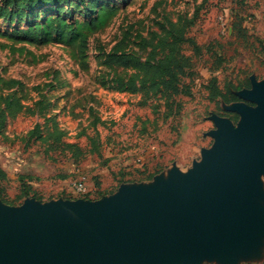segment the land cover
I'll use <instances>...</instances> for the list:
<instances>
[{"label":"rangeland","instance_id":"374dc122","mask_svg":"<svg viewBox=\"0 0 264 264\" xmlns=\"http://www.w3.org/2000/svg\"><path fill=\"white\" fill-rule=\"evenodd\" d=\"M204 1L100 0L93 10L85 11L86 4L75 0L68 17L78 33L75 40L45 45L18 39L15 29L26 24L0 18V95H15L25 106L44 101L48 116L66 133L65 140L89 150L88 138H97L91 127L95 117L107 124L97 127L99 151L75 159L56 151L48 140L30 139L45 118L9 119L0 130V167L8 177L0 186V204L20 207L28 199L43 203L71 199L72 182L81 174L89 179L88 199L97 201L124 183L152 184L155 176L174 166L187 173L201 161L202 149L214 144L209 135L216 129L213 116L237 127L239 114L231 110L233 104L211 97V83L216 81L230 97V92L235 95L251 90L253 82H264V0ZM50 17L51 10L38 18ZM169 22L187 26V36L202 53L194 58V76L187 80L191 96L180 97V114L165 120L164 107L155 101L143 107L140 95L116 90L115 79L125 71L106 67L104 59L125 35L126 49L141 54L137 46L141 38L151 39ZM83 38L85 60L79 53ZM185 53L193 55L189 46ZM261 184L264 194V176ZM256 201L264 207L263 199ZM249 253L245 261H264V229ZM213 261L207 258L203 263Z\"/></svg>","mask_w":264,"mask_h":264},{"label":"water","instance_id":"95a60500","mask_svg":"<svg viewBox=\"0 0 264 264\" xmlns=\"http://www.w3.org/2000/svg\"><path fill=\"white\" fill-rule=\"evenodd\" d=\"M236 95L238 126L213 116L214 144L187 173L174 166L97 201L0 204V264H251L264 229V82Z\"/></svg>","mask_w":264,"mask_h":264},{"label":"trees","instance_id":"16d2710c","mask_svg":"<svg viewBox=\"0 0 264 264\" xmlns=\"http://www.w3.org/2000/svg\"><path fill=\"white\" fill-rule=\"evenodd\" d=\"M73 1L75 0H1L0 18L7 22L26 24L25 27L19 26L15 29V36L22 41H29L37 45L69 43L73 42L78 35L74 26L68 21V17L73 14L70 8ZM77 1L82 5L86 4L85 11H91L95 3L100 0ZM50 10L51 17L40 21L38 17ZM187 33L185 25L179 26L172 22L167 25L162 24L160 32L151 39L138 37L141 38L137 44L141 54L126 49L129 37L125 35L105 55L104 59L106 67L125 71V75L116 77L115 89L120 92L140 95L143 107L147 106L149 102L155 101L159 106L164 107L165 120L180 114L183 105L179 98L191 96V83L187 80L194 76V58L202 53V48L193 38L188 37ZM187 46L191 48L193 55L185 53ZM85 48L86 39L83 38L79 47L82 60L86 59ZM8 84L20 85L17 81H10ZM211 84L210 95L213 99L222 98L229 104L241 101L237 95L231 92L228 97L218 88L216 81H212ZM47 109L44 101H38L33 106H25L15 95L5 97L0 95V130L6 126L9 119L21 115H39L45 118V124H36L29 134L30 139L48 140L56 151L68 152L75 159H83L88 154L99 151L100 141L97 127L100 124L106 126L105 121L95 117L91 123L97 138H88L89 150L88 147L83 148L78 143L67 142L65 140L66 133L60 129L55 118L48 116ZM153 176L151 175L150 179ZM65 178L67 177L65 176ZM7 179L6 172L0 167V186ZM111 193L113 192L108 191L103 194ZM25 196H28V193H25ZM68 198L73 199L72 197ZM86 198L88 199L89 195Z\"/></svg>","mask_w":264,"mask_h":264},{"label":"built area","instance_id":"2783aa9c","mask_svg":"<svg viewBox=\"0 0 264 264\" xmlns=\"http://www.w3.org/2000/svg\"><path fill=\"white\" fill-rule=\"evenodd\" d=\"M137 163H142L141 159H137ZM70 190V192L74 196L73 198L87 199L86 196L89 195L92 191L90 188L88 177L84 174H81L78 179L72 182Z\"/></svg>","mask_w":264,"mask_h":264},{"label":"crops","instance_id":"0c3cea01","mask_svg":"<svg viewBox=\"0 0 264 264\" xmlns=\"http://www.w3.org/2000/svg\"><path fill=\"white\" fill-rule=\"evenodd\" d=\"M236 95V94H235ZM234 103H237V102H233V103H230L231 105L234 104ZM118 190V189H117ZM117 190H115V192L111 193V194H105L104 196H108V195H112V194H115L117 192Z\"/></svg>","mask_w":264,"mask_h":264}]
</instances>
